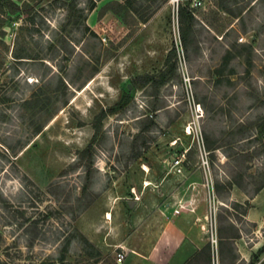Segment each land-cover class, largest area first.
I'll use <instances>...</instances> for the list:
<instances>
[{"label": "rangeland", "instance_id": "obj_1", "mask_svg": "<svg viewBox=\"0 0 264 264\" xmlns=\"http://www.w3.org/2000/svg\"><path fill=\"white\" fill-rule=\"evenodd\" d=\"M125 1L0 13V264H117L115 231L102 248L81 231L106 219L80 213L92 198L188 205L208 243L213 191L217 228L251 232L235 199L264 188V0H179L187 48L173 0H136L151 15L128 25L108 10Z\"/></svg>", "mask_w": 264, "mask_h": 264}, {"label": "crops", "instance_id": "obj_2", "mask_svg": "<svg viewBox=\"0 0 264 264\" xmlns=\"http://www.w3.org/2000/svg\"><path fill=\"white\" fill-rule=\"evenodd\" d=\"M115 202L112 211H104L97 204L92 205L84 216H107L101 224L89 221L82 233L87 240L97 248H102L103 242H109L113 231L118 235V244L126 254V264H211L212 252L202 231L201 217L195 212L181 211L174 214L175 206L169 204L159 206L154 203L135 201L133 208L128 202ZM238 203L248 202L246 215L242 217L246 223L252 225L250 233H244L241 228L232 224L239 237L231 240V244L220 245L217 264H264V188L248 198L238 195ZM106 218V217H104ZM109 236L104 238L107 224ZM104 240V241H103ZM231 257L227 259L225 254Z\"/></svg>", "mask_w": 264, "mask_h": 264}, {"label": "trees", "instance_id": "obj_3", "mask_svg": "<svg viewBox=\"0 0 264 264\" xmlns=\"http://www.w3.org/2000/svg\"><path fill=\"white\" fill-rule=\"evenodd\" d=\"M34 1L35 0H28V2H23L21 6H18L15 3H13L12 0H0V13H3L4 8H7L12 13L27 15L29 14L28 12L32 10L31 3H33ZM137 2L138 1L136 0H127L124 3L113 2L112 3L113 6L111 8H108V10L111 11L115 17L119 18L124 25H128L127 19L130 18L131 15H135L138 18V20L145 23L149 19L151 12L147 15L140 14L139 9L133 7V4H136ZM178 17L180 23L181 42L182 45L187 48V38L192 32L195 19L192 14V11L189 10L187 6H182V5L178 6ZM229 54L230 52L226 51L225 55L223 56V61L228 60ZM16 58L20 59L21 57H16ZM84 152L90 155V148H87L86 150H84ZM263 153H264V145H263ZM86 190H87V186H83L82 192L85 193ZM216 190H218V188H216ZM94 202H95V198L94 199L92 198L90 201H87L82 207L80 213H83L85 210H87ZM246 206L248 207L249 204H246ZM236 207L238 206L236 205ZM247 209L248 208L244 209L243 212L240 214L242 217L246 215ZM225 221L226 220L224 219V217L219 216L218 228H217L218 246H220L221 244L229 246L231 244V240L239 237L238 232L235 230L232 224L229 227L223 226V222Z\"/></svg>", "mask_w": 264, "mask_h": 264}, {"label": "built area", "instance_id": "obj_4", "mask_svg": "<svg viewBox=\"0 0 264 264\" xmlns=\"http://www.w3.org/2000/svg\"><path fill=\"white\" fill-rule=\"evenodd\" d=\"M177 6L179 5V0H173ZM201 2L200 0H194L192 3V7H196V6H200ZM183 158L184 156H182V158H176L172 163H171V167L174 170L175 173L178 174H182L183 171ZM204 164L207 165V162H204ZM140 199L139 196H134L132 198V201H136L138 202ZM216 200H215V195L214 192L212 191V199L210 198L209 200V204H208V221H209V228L208 230H206V233L208 234L207 236V240H208V244L211 248V251L213 253H218V236H217V221H216ZM188 205L185 204H181L179 203L176 208L173 209V213L174 214H179L181 211L183 210H187L189 209L187 207ZM191 211H193L192 209H190ZM263 226H264V222H263ZM125 252L123 250V248H119V251L115 254V261L117 264H122L125 260Z\"/></svg>", "mask_w": 264, "mask_h": 264}, {"label": "water", "instance_id": "obj_5", "mask_svg": "<svg viewBox=\"0 0 264 264\" xmlns=\"http://www.w3.org/2000/svg\"><path fill=\"white\" fill-rule=\"evenodd\" d=\"M128 89H129V90L131 89V86H130V85L128 86ZM134 204H135L134 201H132V200L129 201V202H128V206H129V208H133Z\"/></svg>", "mask_w": 264, "mask_h": 264}, {"label": "bare ground", "instance_id": "obj_6", "mask_svg": "<svg viewBox=\"0 0 264 264\" xmlns=\"http://www.w3.org/2000/svg\"><path fill=\"white\" fill-rule=\"evenodd\" d=\"M106 219H108V220L111 219V215L109 213L107 214Z\"/></svg>", "mask_w": 264, "mask_h": 264}]
</instances>
